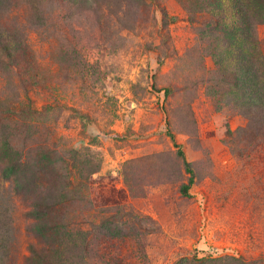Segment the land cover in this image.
<instances>
[{
	"label": "rangeland",
	"instance_id": "rangeland-1",
	"mask_svg": "<svg viewBox=\"0 0 264 264\" xmlns=\"http://www.w3.org/2000/svg\"><path fill=\"white\" fill-rule=\"evenodd\" d=\"M0 34V264H264V0H0Z\"/></svg>",
	"mask_w": 264,
	"mask_h": 264
},
{
	"label": "trees",
	"instance_id": "trees-1",
	"mask_svg": "<svg viewBox=\"0 0 264 264\" xmlns=\"http://www.w3.org/2000/svg\"><path fill=\"white\" fill-rule=\"evenodd\" d=\"M0 37H2L1 34H0ZM246 37L249 39L250 36L247 35ZM9 40H10V39H9ZM11 40H12V39H11ZM7 55H10V54L7 53ZM12 60H13V59H12ZM262 80H263V78L260 80V83H261V90L263 89ZM258 83H259V82H258ZM259 89H260V88H259ZM166 92H167V89H166ZM178 154H179V155L182 157V159H183V162H184V164H185V169H186V171H187L189 174H192V171H191V169H190V165H189V163L186 161V159L184 158L183 153H182L181 151H178ZM191 182H192V176L190 175L188 184L183 185V186L181 187V191H182L183 193H187V190H188V188H189ZM1 225H4L3 220H0V226H1Z\"/></svg>",
	"mask_w": 264,
	"mask_h": 264
}]
</instances>
